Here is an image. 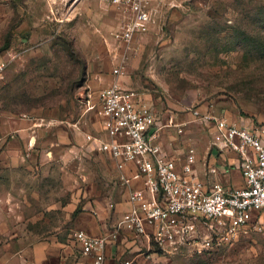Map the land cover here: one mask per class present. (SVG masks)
<instances>
[{
	"label": "rangeland",
	"instance_id": "obj_1",
	"mask_svg": "<svg viewBox=\"0 0 264 264\" xmlns=\"http://www.w3.org/2000/svg\"><path fill=\"white\" fill-rule=\"evenodd\" d=\"M112 1L0 0V128L8 118L44 119L36 145L21 144L23 157L3 155L12 136L0 141V196L14 199L0 202V215L13 216L0 264H89L75 233L98 219L92 209L127 201L111 160L80 146L102 133L85 106L98 93L93 82L113 77L126 51L113 37L122 15ZM146 1L152 22L120 80L156 110L163 154L183 159L194 149L205 162L211 135L196 111L264 129V0ZM25 21L36 29L17 31ZM107 215L106 233L121 213ZM115 245L108 264H264V235L254 228L203 256L121 237Z\"/></svg>",
	"mask_w": 264,
	"mask_h": 264
},
{
	"label": "built area",
	"instance_id": "obj_2",
	"mask_svg": "<svg viewBox=\"0 0 264 264\" xmlns=\"http://www.w3.org/2000/svg\"><path fill=\"white\" fill-rule=\"evenodd\" d=\"M112 3L122 15L113 37L126 51L120 53L121 62L113 69L111 85L100 90L96 100L91 96L86 100L88 112H95L102 120V134L86 135V148L111 160L119 184L128 192V208L107 233H75L82 255L90 264H108V250L116 247L121 237L167 253L203 256L238 240L247 229L264 235V129L238 125L214 112H194L211 135V155L218 159L224 154L235 155V160L222 167L224 174L239 171L243 179L239 187L202 182L196 174L199 161L194 149L183 159L163 154L156 143V110L120 80L129 52L149 29L152 13L146 0ZM208 170L213 175L219 172L215 167ZM107 208L116 212L117 203L110 200ZM91 214L99 216L96 209Z\"/></svg>",
	"mask_w": 264,
	"mask_h": 264
},
{
	"label": "crops",
	"instance_id": "obj_3",
	"mask_svg": "<svg viewBox=\"0 0 264 264\" xmlns=\"http://www.w3.org/2000/svg\"><path fill=\"white\" fill-rule=\"evenodd\" d=\"M22 1L25 4L27 3V5L35 6L36 2L39 0H22ZM78 8H79V5H76V7L72 11V13H75L78 10ZM32 10L36 11V7L33 8ZM26 20H28V19L26 18ZM17 28H16V30L20 31V32H23L26 29H32V28L36 29L35 27L31 26V22L29 24V21H25L24 24H22V26H20V28H18V29ZM111 56H112V54H111ZM112 82H113V77L107 73L104 75H100L99 80L93 82V85H94V88L96 90H98V93H99V90L107 88L109 85H111ZM98 93L95 95V99L93 98V100H96ZM221 116L226 117L225 115H221ZM226 118L229 121H232L238 125H246V126L252 125L250 122L247 123V122H241L239 120H233V119H230L228 117H226ZM41 121L44 122V119H41V118L36 119V120H24V119L23 120H16L14 118L5 119L3 125L0 128L1 129L0 141H3L7 136H12V138H14V140L10 143V145L8 147H6L5 151L3 152V155L4 156L9 155V156L17 157V158L23 157V154L21 153L22 152L21 151V148H22L21 144H25V146L28 147L29 143H30V145H32L33 140H35L34 144L36 145V143L38 141L39 132H40L39 128H41L40 127ZM85 136L86 135L83 136L82 141L80 143V146L81 145L82 146L87 145V142L85 140ZM42 145L44 146L45 143H42ZM54 146L58 149H61L59 144L58 145L56 144ZM28 149H30V148H28ZM32 157H33V155H32ZM170 158H173V157H170ZM197 158H198V156H197ZM173 159H177V158H173ZM233 160H235L234 154H224L223 156H221L218 159L213 154L211 155V153L209 152L204 163H202L198 160L199 162L196 165V174L202 182L208 183L209 185H211L215 182H218V183L224 184L227 187H230V186L239 187V186L243 185V179L241 178V175H240L238 170H234L229 174H224V172H223L222 165L228 164L229 162H231ZM213 167L218 168V170H219V172H217L215 175L210 174L209 170H208V168H213ZM1 194H3L0 196V202L1 203L6 202L7 199L10 200V203H12V201L14 200L13 198L2 197V196H5L4 192ZM104 208L105 209H103V210H104V212H106L105 214L103 213V210L100 211L99 209H96L99 212L98 219L92 220V222H90L88 225H86L84 227V230L87 234H89V235H101V234L106 233L105 230H107V223L108 222L105 219L107 218V216H108L107 214L110 211L108 210L107 205ZM127 208H128L127 202H125L124 205L117 204V212L118 213H122V212L126 211ZM12 217L13 216L10 214L9 215H0V237L5 236L12 231V225L10 224V221L13 219ZM111 250H112V248H110L108 250V255H109ZM85 258L88 260V262L90 264V259H88L87 257H85Z\"/></svg>",
	"mask_w": 264,
	"mask_h": 264
},
{
	"label": "trees",
	"instance_id": "obj_4",
	"mask_svg": "<svg viewBox=\"0 0 264 264\" xmlns=\"http://www.w3.org/2000/svg\"><path fill=\"white\" fill-rule=\"evenodd\" d=\"M263 10H264V9H263ZM5 47H6L5 49H8V48H9V43H8V42L5 44ZM251 126L255 127V125H253V124H252ZM101 130H102V129H101ZM101 134H102V133H101Z\"/></svg>",
	"mask_w": 264,
	"mask_h": 264
}]
</instances>
